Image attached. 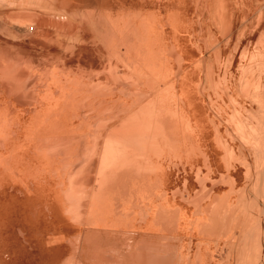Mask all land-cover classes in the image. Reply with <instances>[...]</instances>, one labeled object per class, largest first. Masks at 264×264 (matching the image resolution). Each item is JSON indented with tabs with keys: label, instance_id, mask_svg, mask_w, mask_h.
<instances>
[{
	"label": "rangeland",
	"instance_id": "374dc122",
	"mask_svg": "<svg viewBox=\"0 0 264 264\" xmlns=\"http://www.w3.org/2000/svg\"><path fill=\"white\" fill-rule=\"evenodd\" d=\"M0 12V264H264V0H0ZM151 99L164 138L109 147ZM211 126L224 174L211 175ZM160 160L183 165L163 193Z\"/></svg>",
	"mask_w": 264,
	"mask_h": 264
},
{
	"label": "bare ground",
	"instance_id": "6f19581e",
	"mask_svg": "<svg viewBox=\"0 0 264 264\" xmlns=\"http://www.w3.org/2000/svg\"><path fill=\"white\" fill-rule=\"evenodd\" d=\"M11 11V10H10ZM9 11V14H10V18H11V16H13V15H11V13L12 12H10ZM22 11V10H21ZM26 11V10H25ZM4 12V11H3ZM14 12V11H13ZM19 11H17V13H18ZM1 13V12H0ZM23 13V12H22ZM7 14H8V12H7ZM1 15V14H0ZM4 14H2V16H3ZM5 15H6V13H5ZM27 15V14H26ZM30 15V14H29ZM34 15V14H33ZM16 16V15H15ZM14 16V18H16ZM34 17V16H33ZM2 18V17H1ZM4 18V17H3ZM6 18V17H5ZM4 18V19H5ZM38 17H35V18H33L34 20H36ZM49 17H47V19H48ZM50 18H53V17H51L50 16ZM56 18V17H55ZM76 18V17H75ZM17 19V18H16ZM39 20H40V18H38ZM44 19H45V17H44ZM46 19V21H47V23L48 24H50V26L53 24H55L54 22L56 21L55 19H52V20H55V21H53V23H50V21H48ZM6 20H8V19H6ZM12 21H16V20H13V17H12V19H11ZM10 21V19L8 20V22ZM11 21V22H12ZM38 21V20H37ZM45 21V20H44ZM43 20H41V22H42V24H43V22H44ZM45 21V22H46ZM57 21H58V19H57ZM60 21H61V19H60ZM39 22V21H38ZM44 22V23H45ZM52 22V21H51ZM64 22V21H63ZM63 22L62 23H60L61 25H59V27L61 26V28L63 27L62 25H63ZM47 23L45 24L46 26H48L47 25ZM59 23V22H58ZM66 23H67V20H66V22H65V25H66ZM72 24V23H71ZM37 25V24H36ZM45 25H43V27H45ZM74 25L75 24H73V26H71V27H73V28H75V27H77V24H76V26L74 27ZM86 25V24H85ZM49 27V26H48ZM58 27V26H57ZM56 27V31L58 30V28ZM64 27H66V26H64ZM82 27V26H81ZM38 28H39V30L41 29L40 28V26H38ZM51 28V27H50ZM50 28H46L45 27V29H50ZM53 28V27H52ZM51 28V29H52ZM68 28H70L69 27V25H67V29ZM80 28V27H79ZM43 29V28H42ZM66 29V28H65ZM85 29H86V27H85ZM63 30H64V28H63ZM74 30H76V29H74ZM89 30V29H88ZM38 31V30H37ZM48 31V30H47ZM50 31V30H49ZM52 31V30H51ZM54 31V30H53ZM60 30H58V32H59ZM61 31H62V29H61ZM66 31V30H65ZM64 31V32H65ZM39 32V31H38ZM41 32V31H40ZM43 32V31H42ZM46 32V31H45ZM55 32V31H54ZM71 32H73V29H72V31H70V29H69V32H68V34L69 35H71ZM75 32V31H74ZM81 32V31H80ZM87 33H88V31H86ZM66 34H67V32H65ZM90 33V32H89ZM95 33V32H94ZM35 34V33H34ZM44 34V33H43ZM81 34V33H80ZM36 35L38 36V34L36 33ZM40 35V34H39ZM72 35H73V33H72ZM88 35H90V34H88ZM33 36V35H32ZM46 36H47V39H48V37L50 38V34H48V32H47V34H46ZM52 36H54L53 38H55V34H53ZM51 36V37H52ZM87 35H85L84 37H86ZM36 37V36H35ZM39 38L38 39H40V36H38ZM44 37V36H43ZM43 37H42V40H43ZM91 37H92V34H91ZM3 38V37H2ZM87 38V37H86ZM89 38V37H88ZM35 39V38H34ZM33 39V40H34ZM46 39V38H45ZM44 39V40H45ZM35 40H37V37H36V39ZM41 40V39H40ZM40 40H38L39 42H40ZM52 40V39H51ZM50 40V41H51ZM1 41V40H0ZM37 41V42H38ZM1 42H4V43H2V44H5V40L3 41H1ZM18 42V41H17ZM34 43H36V41H33ZM53 41H51V43H52ZM91 42H93V41H91ZM97 42V41H96ZM6 43H8V42H6ZM23 43V42H22ZM22 43H20V44H22ZM50 43V44H51ZM64 44H62L61 43V46H62V48L64 47L63 45H66L65 44V42H63ZM81 43V42H80ZM89 43V42H88ZM26 44V43H25ZM38 44V43H37ZM97 44V43H96ZM95 44V45H96ZM70 45V44H69ZM81 45V44H80ZM86 45H87V42H86ZM89 45H92V44H89ZM89 45H87V47L89 46ZM99 45V44H98ZM54 46V45H53ZM61 46H60V48H61ZM77 46V45H76ZM83 46V45H82ZM119 46V45H118ZM174 47V46H173ZM19 48H23V46L22 47H20V45H19ZM18 48V49H19ZM25 48V47H24ZM27 48V47H26ZM65 48V47H64ZM83 48V47H82ZM84 48H85V46H84ZM94 48V47H93ZM100 48H102V47H100ZM57 49V48H56ZM77 49H78V47H77ZM99 49V48H98ZM170 49H172V48H170ZM27 51H28V48L26 49ZM25 50V51H26ZM38 50V49H37ZM92 50V49H91ZM94 50V49H93ZM93 50H92V52H93ZM96 50V49H95ZM103 50V49H102ZM101 50V51H102ZM35 51V50H34ZM49 51V50H48ZM63 51V50H62ZM79 51V50H78ZM81 51H83V50H81ZM104 51V50H103ZM172 51V50H171ZM52 52H54V51H52ZM55 52H57V51H55ZM84 52V51H83ZM89 52V51H88ZM91 52V51H90ZM89 52V53H90ZM98 52V51H97ZM105 52V51H104ZM173 52H176V51H173ZM35 53V52H34ZM77 53V52H76ZM93 53H95V52H93ZM100 53V52H99ZM102 53V52H101ZM22 54H24V53H22ZM26 54V53H25ZM24 54V55H25ZM29 54V53H28ZM31 54H32V51H31ZM37 54V53H36ZM36 54H34V55H36ZM40 54V53H39ZM61 54H63V53H61ZM92 54V53H91ZM176 54V53H175ZM51 55V54H50ZM59 55V54H58ZM63 55H65V54H63ZM82 55V54H81ZM87 55V54H86ZM99 55V54H98ZM101 55V54H100ZM26 56V55H25ZM75 56H76V54H75ZM84 56V55H83ZM83 56L81 57V58H83ZM88 56V55H87ZM170 56H171V54H170ZM10 57V56H9ZM54 57V56H53ZM62 57V56H61ZM90 57V56H89ZM99 57V56H98ZM97 57V58H98ZM105 57H107V56H105ZM27 58V57H26ZM58 58V57H57ZM73 58V57H72ZM78 58V57H77ZM76 58V59H77ZM92 58H93V56H92ZM96 57H95V59H97ZM100 58V57H99ZM103 58V57H102ZM28 59V58H27ZM94 59V58H93ZM112 59V58H111ZM177 59V58H176ZM38 60V59H37ZM70 60V59H69ZM73 60V59H72ZM107 61V59H104V62H106ZM109 60V59H108ZM113 60V59H112ZM65 61V60H64ZM68 61V60H67ZM78 62H80L79 61V59L77 60ZM102 61V60H101ZM101 61H100V63H101ZM109 61H111V60H109ZM114 62H115V60H113ZM112 61V62H113ZM83 62V61H82ZM95 62V61H94ZM108 62V61H107ZM25 63V62H24ZM76 63V62H75ZM83 63H85V62H83ZM91 63V62H90ZM89 62H88V65L90 64ZM21 64H23V63H21ZM71 65H72V63H70ZM74 64V63H73ZM80 64V63H79ZM82 64V63H81ZM86 64H87V62H86ZM85 64V65H86ZM92 64H93V62H92ZM102 64V63H101ZM105 64V63H104ZM178 64V63H177ZM70 65V66H71ZM75 65V64H74ZM103 65V64H102ZM113 65H114V63H113ZM21 66H23V65H21ZM61 66V65H60ZM65 66V65H64ZM63 66V67H64ZM76 66V65H75ZM91 66V65H90ZM98 66V65H97ZM122 66V65H121ZM77 67V66H76ZM83 67V66H82ZM81 67V68H82ZM103 67V66H102ZM123 67V66H122ZM121 67V68H122ZM180 67V66H179ZM9 68V67H8ZM70 68V67H69ZM72 68V67H71ZM78 68V67H77ZM86 68V67H85ZM67 69V68H66ZM125 69V68H124ZM181 69V68H180ZM62 70V69H61ZM92 70H93V65H92ZM20 71H21V69H20ZM23 71V70H22ZM74 71H76V70H74ZM88 71V70H87ZM96 71V70H95ZM144 71V70H143ZM143 71H142V74H143ZM78 72V71H77ZM96 72H98V71H96ZM126 72H128V71H126ZM28 73V72H27ZM28 75V74H27ZM26 74H25V76H27ZM96 75V74H95ZM149 75H150V71H149ZM37 77V76H36ZM93 77V76H92ZM101 77H103V76H101ZM100 77V78H101ZM105 77V76H104ZM135 77V76H134ZM33 78V77H32ZM99 78V80H102V78L100 79ZM123 78V77H122ZM162 78H163V76H162ZM37 79V78H36ZM35 79V80H36ZM92 79V78H91ZM94 79V78H93ZM108 79V78H107ZM28 80V79H27ZM26 80V81H27ZM32 79H29V81H31ZM104 81V80H103ZM106 81H108V80H106ZM123 81V80H122ZM137 81V80H136ZM258 81H260V80H258ZM33 82H34V80H33ZM96 82V81H95ZM109 82V81H108ZM126 82V81H125ZM261 82V81H260ZM120 83H122V82H120ZM127 84V83H126ZM141 84V83H140ZM24 85V84H23ZM110 85H112V84H110ZM114 85V84H113ZM259 85V84H258ZM20 86V85H19ZM3 87V86H2ZM112 87V86H111ZM16 88V87H15ZM31 89V88H30ZM15 90V89H14ZM116 90V89H115ZM139 90V89H138ZM8 91V90H7ZM114 91V90H113ZM130 91H133V90H130ZM31 92V91H30ZM30 92H28V93H30ZM134 92V91H133ZM136 92V91H135ZM142 92V91H141ZM145 92H147V91H145ZM14 93H16V92H14ZM27 93V94H28ZM144 93V92H143ZM24 95V93H21V95ZM24 95L25 97L26 96H28V95ZM31 94H33V93H31ZM31 94H29L30 96H31ZM19 95H20V93H19ZM19 95H17V96H19ZM22 95V96H23ZM16 96V97H17ZM22 96H20V98L22 97ZM23 96V97H24ZM29 97V96H28ZM28 97H26V98H28ZM32 97V96H31ZM34 97V96H33ZM153 97V96H152ZM19 98V99H20ZM30 98V97H29ZM147 99V98H146ZM29 100V99H28ZM31 100V99H30ZM149 100V99H148ZM147 100V101H148ZM155 100V99H154ZM154 100H152L151 99V101L150 102H148L147 103V105H144V106H142L136 113H134V114H132V115H127V117L121 122L122 123V125H121V127L119 126V128H115V129H117V134L119 135V137H118V140H114V139H109L108 141H106L107 142V145H109V147H110V145H113V146H115V145H119V146H129V145H132V146H140V147H142V146H148L149 145V147L150 146H154V144H155V142L157 141H159V139H161V137H163L164 138V135H165V133L163 134V131L165 132L166 130H164V129H167L166 128V125H165V121H164V112L162 111V110H153L152 109V107L154 106L155 107V104H154ZM23 102V101H22ZM25 102H28L27 100H25ZM31 102V101H30ZM31 103H33V102H31ZM160 103V102H159ZM29 105H30V103H28ZM143 104V103H142ZM157 104H158V102H157ZM22 105H23V103H22ZM122 107H125V106H122ZM153 107V108H154ZM126 108V107H125ZM157 108V107H156ZM127 109V108H126ZM155 109V108H154ZM122 111H127V110H125V109H122ZM125 115V116H126ZM121 116V115H120ZM120 118V117H119ZM121 118H122V116H121ZM123 119V118H122ZM122 119H120V120H122ZM201 119H203V118H200V117H198V118H195V120H197L196 122L197 123H199V121L201 120ZM103 120V119H102ZM106 120V119H105ZM53 122H55V123H59V124H67V119L64 117V118H57V119H53L52 120ZM116 121V120H115ZM102 122V121H101ZM96 124V123H95ZM115 124V123H114ZM110 126L111 125H113V123L112 124H109ZM108 125V126H109ZM164 126V127H163ZM95 127V126H94ZM108 129V128H107ZM94 131V130H93ZM115 131V130H114ZM113 131V132H114ZM97 132V131H96ZM109 132V131H108ZM97 134V133H96ZM112 134H114V133H112ZM95 137H96V135H94ZM103 136H104V133H103ZM145 136L147 137V138H145ZM83 138V137H82ZM94 138V137H93ZM73 139V138H72ZM90 139H92V138H90ZM86 140V139H85ZM169 140V139H168ZM96 141V140H95ZM83 142V141H82ZM161 142V141H160ZM164 142H165V140H164ZM163 142V143H164ZM102 143V142H101ZM167 143V142H166ZM83 144H84V142H83ZM100 144V143H99ZM2 145V144H1ZM0 145V146H1ZM165 145V144H164ZM94 146V145H93ZM101 146V145H100ZM160 146V145H159ZM195 148V147H194ZM104 149H105V147H104ZM114 149V148H113ZM192 149V148H191ZM81 151V150H80ZM160 151V150H159ZM100 152H101V149H100ZM116 153L117 154V152L116 151H112V153ZM158 152V150H156V153ZM54 153V152H53ZM99 153V152H98ZM113 153V155H111L110 156V158L112 159V160H114V154ZM144 152L143 151H136V154L137 155H141V154H143ZM160 153H161V151H160ZM93 153H91V155H92ZM105 154V153H104ZM118 154H120V152L118 153ZM117 154V155H118ZM89 155H90V153H89ZM90 155V156H91ZM98 155H101L100 153L98 154ZM103 155V154H102ZM110 154H108V156H109ZM116 156V155H115ZM89 157V156H88ZM117 157V156H116ZM123 158L125 157V156H122ZM143 157V160H144V156H142ZM226 157V156H225ZM89 159H91V157L89 158ZM87 160V159H86ZM96 160V159H95ZM101 161H102V159H101ZM97 162V161H96ZM99 162V161H98ZM82 163V162H81ZM93 164V165H92ZM92 164H90V165H92V168H94L95 169V167H94V161H93V163ZM99 164V163H98ZM79 165H81V164H79ZM80 167V166H79ZM90 167V166H89ZM98 167V166H97ZM91 168V167H90ZM90 168H89V170H90ZM92 168H91V171L93 172V170H92ZM102 168V166L100 167V169ZM87 170V169H86ZM154 169L153 168H151V170L150 171H153ZM149 171V172H150ZM89 172V171H88ZM99 172H100V170H99ZM98 172V173H99ZM148 172V173H149ZM153 173H154V171H153ZM86 174V173H85ZM89 173H87V175H88ZM95 174H97V173H95ZM94 174V175H95ZM102 174V173H101ZM83 175V174H82ZM87 175H85V176H87ZM91 175V174H90ZM104 175V174H103ZM89 176V175H88ZM92 176H93V174H92ZM78 177V176H77ZM83 178V177H82ZM96 178V177H95ZM92 180V179H91ZM93 180H94V178H93ZM151 181H154L153 179H150ZM155 182V181H154ZM102 186V185H101ZM75 188V187H74ZM102 188V187H101ZM210 193V192H209ZM205 196V195H204ZM197 197H200V196H197ZM201 200V199H200ZM209 200V199H208ZM192 202H194L193 200H192ZM89 204V203H88ZM197 204V203H196ZM202 206V205H201ZM195 207H197V206H195ZM201 209V208H200ZM199 209V210H200ZM197 210V209H196ZM90 218V217H89ZM88 219V218H87ZM85 223V222H84ZM88 224V223H87ZM84 225V224H83ZM106 257V256H105ZM162 260H164V259H162ZM172 261V260H171ZM164 262H167V261H165L164 260Z\"/></svg>",
	"mask_w": 264,
	"mask_h": 264
},
{
	"label": "crops",
	"instance_id": "0c3cea01",
	"mask_svg": "<svg viewBox=\"0 0 264 264\" xmlns=\"http://www.w3.org/2000/svg\"><path fill=\"white\" fill-rule=\"evenodd\" d=\"M220 130L211 126V175L215 174H224L227 172V167L225 166L224 153L227 148L224 147L223 142L221 141ZM181 166L178 161L168 163L165 161H159L154 165V173L152 178H154L155 188L160 187L159 192H164V189L167 187L166 177L170 175L175 179V183L179 178L181 173ZM231 173V170H229Z\"/></svg>",
	"mask_w": 264,
	"mask_h": 264
}]
</instances>
